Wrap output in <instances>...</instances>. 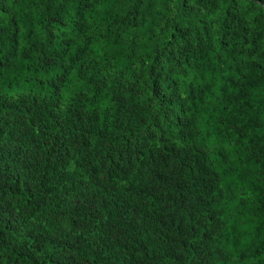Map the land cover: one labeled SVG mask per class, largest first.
Masks as SVG:
<instances>
[{
  "label": "trees",
  "instance_id": "1",
  "mask_svg": "<svg viewBox=\"0 0 264 264\" xmlns=\"http://www.w3.org/2000/svg\"><path fill=\"white\" fill-rule=\"evenodd\" d=\"M0 264H264V0H0Z\"/></svg>",
  "mask_w": 264,
  "mask_h": 264
}]
</instances>
